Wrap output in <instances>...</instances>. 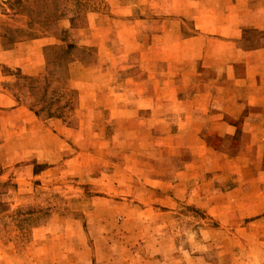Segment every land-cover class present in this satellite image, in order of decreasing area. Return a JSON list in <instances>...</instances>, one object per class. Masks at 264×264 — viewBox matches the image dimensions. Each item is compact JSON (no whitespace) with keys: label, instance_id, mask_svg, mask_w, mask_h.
Returning a JSON list of instances; mask_svg holds the SVG:
<instances>
[{"label":"crops","instance_id":"1","mask_svg":"<svg viewBox=\"0 0 264 264\" xmlns=\"http://www.w3.org/2000/svg\"><path fill=\"white\" fill-rule=\"evenodd\" d=\"M84 5L60 17L46 34L18 38L17 31L0 29L5 167L41 163L46 182L72 168L86 184L102 179L109 184L101 190L106 194L92 198L124 201L128 208L118 215L125 218L139 217L135 206L142 208L150 238L152 226L144 214H157L155 209L181 193H168L161 176L151 178L148 168L161 166L162 156L157 163L145 153H188L186 160L194 164L186 168L194 169V176L181 170L172 185L180 191L194 185V202L213 216L227 219L253 208L255 224L264 232V0H90ZM56 45L72 48L74 56L61 83L52 81L48 58ZM55 152L61 153L56 160ZM214 169L233 178L224 182L221 198L205 188L215 181L209 174ZM123 174L126 186L120 182ZM247 185H254L253 191L247 192ZM232 199L237 207L226 204ZM247 199L253 202H240ZM39 214L16 213L12 219ZM54 215L59 220L61 214ZM70 221L60 229L54 220L41 231L82 251L97 242L90 239L83 215ZM101 232L98 240H112L107 228ZM138 238L132 231L126 247L137 245L132 240ZM59 257L53 264L81 262L69 253Z\"/></svg>","mask_w":264,"mask_h":264},{"label":"rangeland","instance_id":"2","mask_svg":"<svg viewBox=\"0 0 264 264\" xmlns=\"http://www.w3.org/2000/svg\"><path fill=\"white\" fill-rule=\"evenodd\" d=\"M83 1L86 6L90 3V0H0V29L15 30L18 38L52 32L60 17L84 8ZM48 58L52 81L61 83L68 62L74 58L72 48L50 47ZM60 155L55 152L54 160ZM145 155H150L149 160L155 159L157 163L156 157L162 156L163 166L148 168L151 178L161 176L167 181L168 193H181L180 198L169 199L167 205L155 209L157 214H144L152 226L150 238L146 237L149 233L142 225V208L135 206L134 211L139 212V217L125 218L118 213V210L128 208L124 201L115 204L92 198L106 194L102 191L104 185L108 187L109 184L100 183L102 179L86 184V179L72 168L70 174L56 172L54 179L46 182L47 178L41 176V163L32 165L24 161L5 167L4 160L0 159V257H3L0 264H53L54 256L60 258L64 253H69L72 261H81L80 264H264V247L260 246L264 243V232L255 224L253 208L227 219L210 215L194 202V185L181 186L180 191L171 183L182 175L181 170L186 171V166L194 164V160H186L188 153L150 151ZM191 171L194 176V169H188L189 173ZM248 171L246 174H253ZM209 174L215 181L205 188L213 190L219 198L223 197L222 188L227 186L224 182L233 178H226L219 169ZM16 179L22 183L19 185ZM120 182L126 186V175H120ZM247 186V192L253 191L254 185ZM240 202L248 205L253 201ZM14 204L17 205L15 208L12 207ZM226 204L237 207L233 199ZM263 208L264 200L260 206ZM33 210H40V214L17 222L12 219L13 214ZM57 212L66 213L64 222L61 215L57 217L59 220L56 219L54 213ZM76 214L83 215L85 225L91 229L90 239L97 238L93 245L88 242L84 251L70 247L60 239H47V234L41 231L45 225L54 224V220L62 229ZM104 228L108 229L112 240H98ZM111 229L115 230L111 232ZM132 231L140 238L139 242L132 240L133 245H137L128 249L126 242ZM96 243L98 247H94ZM79 250L84 252L81 256L76 254Z\"/></svg>","mask_w":264,"mask_h":264}]
</instances>
